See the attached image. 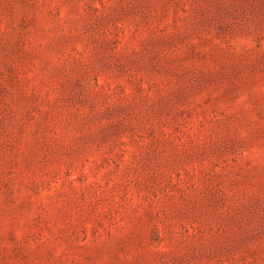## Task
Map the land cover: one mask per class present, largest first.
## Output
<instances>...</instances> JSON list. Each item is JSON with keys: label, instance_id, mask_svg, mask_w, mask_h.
Here are the masks:
<instances>
[{"label": "rangeland", "instance_id": "rangeland-1", "mask_svg": "<svg viewBox=\"0 0 264 264\" xmlns=\"http://www.w3.org/2000/svg\"><path fill=\"white\" fill-rule=\"evenodd\" d=\"M0 264H264V0H0Z\"/></svg>", "mask_w": 264, "mask_h": 264}]
</instances>
